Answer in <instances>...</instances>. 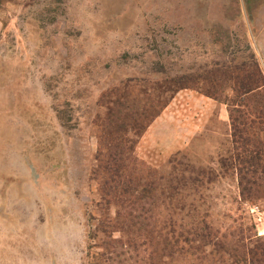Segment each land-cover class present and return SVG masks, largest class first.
Instances as JSON below:
<instances>
[{
  "label": "rangeland",
  "instance_id": "1",
  "mask_svg": "<svg viewBox=\"0 0 264 264\" xmlns=\"http://www.w3.org/2000/svg\"><path fill=\"white\" fill-rule=\"evenodd\" d=\"M0 264H264V0H0Z\"/></svg>",
  "mask_w": 264,
  "mask_h": 264
},
{
  "label": "crops",
  "instance_id": "2",
  "mask_svg": "<svg viewBox=\"0 0 264 264\" xmlns=\"http://www.w3.org/2000/svg\"><path fill=\"white\" fill-rule=\"evenodd\" d=\"M185 95L187 98H189L190 100H194V101H192V102H196V104L198 105V108H199V111L201 112V114L202 113H206V110H207V108L208 107H210V108H212V110L213 109H215V110H217V112H216V116H218L217 117V119H216V123H217V125H218V127H220V128H222V127H224V125H225V123H224V119L226 118V113H225V111L223 110V109H221V107H217L216 108V105H218V104H216V102H214L213 100H211V99H207V98H204V97H201V96H198L197 94H194V93H192V92H182V93H178L177 95H176V97L174 98V100H176L178 97H180V99L182 98V95ZM170 106V105H169ZM219 106V105H218ZM195 107H197L196 105H195ZM194 107V108H195ZM168 108V107H167ZM210 115H212V113L210 114ZM204 118H205V116H204ZM207 119V118H206ZM160 121H162L161 120V117L160 116H158V117H156L152 122H151V124L148 126V130L144 133V136L143 137H145L147 134H149V131L151 130V129H153V127L155 128H157L158 126H162V124H166L167 126H169V122H164V121H162V122H160ZM201 121V120H200ZM207 122H208V120L205 122V121H202V122H199L200 124L198 125L199 126V128L197 127V126H195L194 125V123L192 124V126L189 128V133L187 134V135H189V136H193V138L192 139H194V136H196V135H198V133L199 134H201V133H203L204 132V129H206L207 128ZM196 123H198V122H196ZM201 130V131H200ZM204 134V133H203ZM189 138V137H188ZM175 140V139H174ZM176 143H180V141H178V142H176Z\"/></svg>",
  "mask_w": 264,
  "mask_h": 264
},
{
  "label": "trees",
  "instance_id": "3",
  "mask_svg": "<svg viewBox=\"0 0 264 264\" xmlns=\"http://www.w3.org/2000/svg\"><path fill=\"white\" fill-rule=\"evenodd\" d=\"M247 91H251L250 89H248ZM247 93V92H246ZM234 133H235V131L234 130H232V134H231V137H232V139H233V137H234ZM233 141V140H232Z\"/></svg>",
  "mask_w": 264,
  "mask_h": 264
}]
</instances>
